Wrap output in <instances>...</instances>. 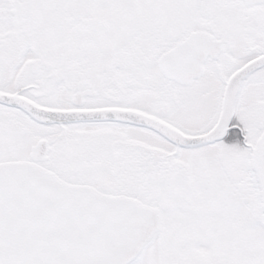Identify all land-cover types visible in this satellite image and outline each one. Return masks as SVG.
Returning a JSON list of instances; mask_svg holds the SVG:
<instances>
[{"label": "snow or ice", "instance_id": "6c2138e0", "mask_svg": "<svg viewBox=\"0 0 264 264\" xmlns=\"http://www.w3.org/2000/svg\"><path fill=\"white\" fill-rule=\"evenodd\" d=\"M0 264H264V0H0Z\"/></svg>", "mask_w": 264, "mask_h": 264}]
</instances>
